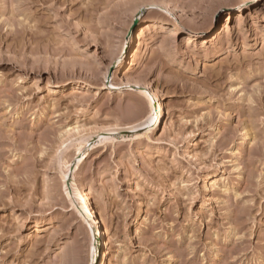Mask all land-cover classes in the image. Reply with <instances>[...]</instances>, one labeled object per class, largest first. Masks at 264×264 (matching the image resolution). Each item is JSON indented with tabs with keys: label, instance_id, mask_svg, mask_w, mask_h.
I'll list each match as a JSON object with an SVG mask.
<instances>
[{
	"label": "rangeland",
	"instance_id": "obj_1",
	"mask_svg": "<svg viewBox=\"0 0 264 264\" xmlns=\"http://www.w3.org/2000/svg\"><path fill=\"white\" fill-rule=\"evenodd\" d=\"M92 246L264 264V0H0V264Z\"/></svg>",
	"mask_w": 264,
	"mask_h": 264
},
{
	"label": "bare ground",
	"instance_id": "obj_2",
	"mask_svg": "<svg viewBox=\"0 0 264 264\" xmlns=\"http://www.w3.org/2000/svg\"><path fill=\"white\" fill-rule=\"evenodd\" d=\"M253 2H259V0H253ZM240 8L237 9L239 11ZM152 125L154 128H157L161 124V117L163 113V109L161 105L158 103L157 106L152 110ZM73 206L77 210L81 219L88 225L94 226V231L92 233L93 241L97 244L101 241V234L98 232L96 227V218H95V208L91 202V195L89 187H80L77 188L73 185ZM100 258V252L97 248L91 247L88 252L86 264H98Z\"/></svg>",
	"mask_w": 264,
	"mask_h": 264
}]
</instances>
